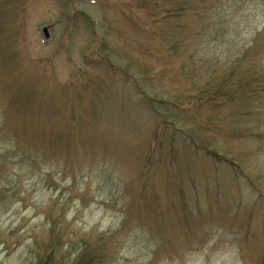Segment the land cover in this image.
Returning <instances> with one entry per match:
<instances>
[{
	"label": "rangeland",
	"instance_id": "374dc122",
	"mask_svg": "<svg viewBox=\"0 0 264 264\" xmlns=\"http://www.w3.org/2000/svg\"><path fill=\"white\" fill-rule=\"evenodd\" d=\"M214 1L0 0V264H264V109L189 101Z\"/></svg>",
	"mask_w": 264,
	"mask_h": 264
},
{
	"label": "trees",
	"instance_id": "16d2710c",
	"mask_svg": "<svg viewBox=\"0 0 264 264\" xmlns=\"http://www.w3.org/2000/svg\"><path fill=\"white\" fill-rule=\"evenodd\" d=\"M233 1L235 0L214 1V3L218 2V4L211 5V8L205 9L204 14H202L206 31L203 38L208 42H219L220 40L221 45L224 47L223 58H219L214 54H204L202 56L200 61L205 67V73L201 75V77L204 79V84L202 88L197 89L193 87L189 90V101L190 99H197L196 102L202 109L215 111L237 103L241 109L245 108V110L251 114L253 109H264V59L258 58L264 46V0H252L255 4L254 9L253 11L247 10V12L254 13L253 20H256L258 13H260L263 17V21L251 24V35L248 36L249 39L239 46H237L234 41L237 39V36L233 31L240 34L243 26L241 23L234 24V21L240 14L243 17L245 9L237 5H234V7L232 5ZM189 9L191 8L183 9L182 7L171 6V8L163 11V15L159 21L164 22V24L167 22L168 24L172 23V21L180 18V16L184 14L185 11H189ZM80 14L84 15L82 13ZM163 26L164 25L160 26V28H163ZM165 34H168L166 35L167 40H170L169 49L174 51L177 40L173 36V33L170 34V32L165 30ZM194 53L195 51H192L191 56H189L190 62H200L198 61V57L193 56ZM148 93L144 92L152 103H156L158 100L155 96L150 97ZM1 129L2 122L0 119V130ZM213 157L216 160V157ZM50 237H52V246L50 249L52 250L55 247L53 229L50 230ZM58 243L57 240L56 246ZM67 244H69V247H65L66 252L70 248L75 250V244L78 243L68 242ZM81 244V249L79 250L78 248L74 251L76 261L96 260L97 257L95 256L96 258H93L90 252L91 246L89 242L84 240ZM50 245L51 243L48 242L49 247ZM49 252L48 254L47 252L42 254L43 259L40 262L44 261V263L39 264L50 263L51 251ZM90 256L92 257L90 258ZM60 259H63V257H60Z\"/></svg>",
	"mask_w": 264,
	"mask_h": 264
},
{
	"label": "water",
	"instance_id": "95a60500",
	"mask_svg": "<svg viewBox=\"0 0 264 264\" xmlns=\"http://www.w3.org/2000/svg\"><path fill=\"white\" fill-rule=\"evenodd\" d=\"M43 33H44L45 37H47V35H46V30H43Z\"/></svg>",
	"mask_w": 264,
	"mask_h": 264
}]
</instances>
